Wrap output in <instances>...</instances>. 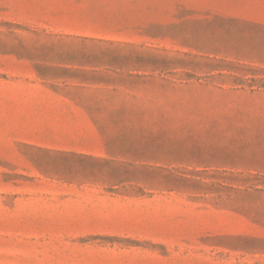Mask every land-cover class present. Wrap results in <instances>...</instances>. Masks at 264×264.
Segmentation results:
<instances>
[{
	"label": "rangeland",
	"instance_id": "1",
	"mask_svg": "<svg viewBox=\"0 0 264 264\" xmlns=\"http://www.w3.org/2000/svg\"><path fill=\"white\" fill-rule=\"evenodd\" d=\"M0 264H264V0H0Z\"/></svg>",
	"mask_w": 264,
	"mask_h": 264
}]
</instances>
